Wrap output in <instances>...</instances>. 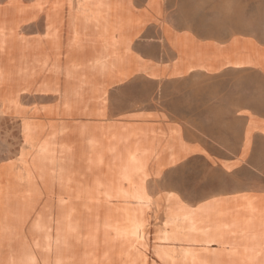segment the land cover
<instances>
[{
  "label": "rangeland",
  "instance_id": "rangeland-1",
  "mask_svg": "<svg viewBox=\"0 0 264 264\" xmlns=\"http://www.w3.org/2000/svg\"><path fill=\"white\" fill-rule=\"evenodd\" d=\"M170 4L175 20L176 0H170ZM210 4L211 11L215 7L213 0ZM239 8L259 14L264 3L242 0ZM134 21L120 23L116 32L110 21L108 33L83 39L80 46H75L78 40L73 39V32L64 30L56 55L45 56L43 81L26 86L18 97H0V115L18 118L0 117V213L13 216L12 227L2 231L1 241L23 254L19 258L17 253L6 260L3 252L9 249L0 246V264H264V194L239 199L224 197L195 209L170 203L164 212L168 218L187 225L184 233L190 230L189 236L180 241L191 242L176 246L172 257L158 247H153L150 255L147 246L135 240L134 232L148 222L150 197L143 177H148L154 169L160 170L158 164L149 165L158 138L148 123L106 116L107 87L139 67L137 61L124 54L128 34L136 26ZM60 24L63 27L66 20ZM225 35L228 34L218 36ZM176 41L183 48L191 45L185 37ZM230 52L229 47L224 51ZM193 78L218 85L215 93L202 98L194 107L175 102L174 81L155 84L135 79L140 85L137 97L119 110L156 107L175 113L207 111L213 110L207 108L211 103L228 104V96L237 94L231 86L235 77ZM67 84L71 85L69 97ZM23 92L52 100L45 103L27 98L25 102L32 107L28 110L21 100ZM112 92L113 89L110 96ZM109 132L123 142L119 140L117 147L109 148L106 139ZM18 149V155L10 159ZM59 151L61 164L57 166ZM57 169L62 171L60 175H56ZM103 179L113 184L112 195L104 192ZM65 182H73V187L87 185L88 190L83 195L63 193L61 187ZM251 186L261 183L256 181ZM85 198L91 210L84 214L85 222L80 217L78 224L79 217L75 216L80 204L77 203ZM94 203H98L95 211ZM52 209H61L60 215L52 214ZM42 211L49 213L37 222ZM70 213H73L71 225L65 222ZM23 214L21 225L25 228L19 231V236L25 240L24 247L16 246L19 234L16 218ZM108 215L110 220L115 218L113 223L107 220ZM112 224L118 230L110 228ZM110 232L115 233V243L106 239ZM253 234L263 237L259 244L245 240V236ZM238 237H241L239 249L233 254L235 245L230 241Z\"/></svg>",
  "mask_w": 264,
  "mask_h": 264
},
{
  "label": "crops",
  "instance_id": "crops-1",
  "mask_svg": "<svg viewBox=\"0 0 264 264\" xmlns=\"http://www.w3.org/2000/svg\"><path fill=\"white\" fill-rule=\"evenodd\" d=\"M31 0H0V39L6 37L19 38L29 43V35L44 32V18L30 20L28 15ZM133 13L135 28L128 34L124 54L138 62V68L117 83H113L106 90V116L108 118H121L127 121L148 123L153 129L158 141L153 147V153L149 158V165L165 169V165L175 157L177 160L187 159L190 150L198 146L207 150L211 147L213 151H219L223 146L210 142V138L203 135L200 128L196 127L193 120L208 119L213 115H222L224 118L235 122L239 129L243 130L245 137L255 144H259L264 137V111L258 107L236 108V95H230L228 104L211 103L207 108L213 110H182L173 112L169 109L162 110L156 107L130 108L126 110L114 109L110 102V90L114 89L127 80L138 79L147 83H159L166 81H180L191 74L197 76H229L231 79L245 78L249 82L258 79L260 73H264V43L250 35H196L186 29L175 25L170 0H124ZM77 8V0H73V11ZM73 39H88L93 35L103 32L104 20L94 18L88 14H76L73 12ZM46 34V32H44ZM185 37L191 45L181 47L176 39ZM158 45L163 55L156 59H142L139 49L146 44ZM229 47L230 53L225 54ZM2 44L0 43V49ZM244 54V56L242 54ZM36 94V93H35ZM37 98L45 103L52 100L51 97L39 98L33 94L23 92L22 103L31 109L25 99ZM43 104V103H42ZM227 108V111H215ZM224 112V113H222ZM222 113V114H221ZM7 119H18L13 115H0ZM19 121V120H18ZM204 143L201 144V140ZM18 151L15 158L18 155ZM227 154H231L228 150ZM223 162L221 156H217ZM152 173L148 176L151 177ZM147 193L150 197L149 207L146 211L148 222L144 228L135 233V240L141 245L147 246L151 255L152 248L163 249L167 256H173L176 246L189 245L191 242L180 241L187 239L190 230L184 233L187 225L174 219L168 218L166 213L170 203L187 205L195 209L204 204H210L224 197H246L253 194H264L262 186L252 187L244 185L238 188L219 191L201 190L203 199L190 203L183 199L177 200L170 196L167 189L154 183L146 182ZM174 206V205H173ZM214 245V243H213Z\"/></svg>",
  "mask_w": 264,
  "mask_h": 264
},
{
  "label": "snow or ice",
  "instance_id": "snow-or-ice-1",
  "mask_svg": "<svg viewBox=\"0 0 264 264\" xmlns=\"http://www.w3.org/2000/svg\"><path fill=\"white\" fill-rule=\"evenodd\" d=\"M176 0L175 25L196 35L243 34L257 38L264 43V8L259 14L247 13L239 8L242 0ZM264 3V0H262ZM142 59H156L163 55L158 45L149 43L138 50ZM198 74L174 81L176 87L173 98L178 105L195 106L199 100L215 93L218 85L193 77ZM237 93V108H259L264 111V73L258 79L249 82L245 78H234L231 84ZM140 85L135 79L127 80L119 88L113 89L111 105L120 109L127 101L137 97ZM203 135L223 147L213 151L194 147L189 158L177 160L173 157L164 170L152 171L151 177H143L148 183H154L168 190L177 200L195 203L203 199L201 190H225L244 185H253L256 181L264 188V137L259 144L251 143L234 121L222 115H213L208 119L193 120ZM204 140H201V144ZM228 150L231 154H227ZM223 158V162L217 159Z\"/></svg>",
  "mask_w": 264,
  "mask_h": 264
},
{
  "label": "bare ground",
  "instance_id": "bare-ground-1",
  "mask_svg": "<svg viewBox=\"0 0 264 264\" xmlns=\"http://www.w3.org/2000/svg\"><path fill=\"white\" fill-rule=\"evenodd\" d=\"M73 12L76 14H88L94 18L104 20L105 22L104 25L106 28L104 27L105 30L103 29L102 33H108L110 21L113 22L114 32H116L117 29H120L121 26L120 23L131 22V20L133 19V13L130 11V8L127 6V2L124 3V0H77V8L74 11H73V0H33L32 2L29 3V9H28V15L30 17L29 19L33 20L38 18L40 15H42L45 22L44 32H46V34H44L43 32L42 34L36 33L29 35L28 44L24 39L21 40L19 38L6 37L0 39V43L2 44V48L0 49V97L2 96L18 97L20 91L23 90L26 86H30L35 83L38 84L41 81H43L42 80V78H44L43 69L46 60L45 56H47V53L49 55L51 54L56 55L57 47L59 45V39L61 33L64 30L66 32H73V23L67 24V21L70 20L73 21ZM62 20H66V24L63 27H61L60 24ZM53 87H55L54 84ZM67 89L68 90L66 92V95L69 97L71 93V91H69L71 89V85L67 84ZM53 110H50L49 112H53ZM115 135H116L115 133L109 132L106 138L107 146H109V148H111V145L115 147L119 145L118 141L120 139H118V137H115ZM120 141L123 142V140ZM115 155L116 157H119L117 156V153H115ZM56 161H57V166H59L61 164L60 151L57 152ZM61 172L59 169H57L56 175H60ZM48 186H51V184L48 183ZM103 186H104V192L105 193L109 192L110 195H112L111 191L113 184H111L109 180L103 179ZM78 187L80 186L73 187V182H67V183L65 182L64 186L61 187V191L63 193L73 194L74 192V194L83 195L84 191L87 189V185L86 187H82V186L80 188ZM88 203L89 200L87 201L86 198L81 200V202L77 203L80 204L77 207L78 210H76V216H75V217L77 216L79 217L78 224H80V217L83 218L84 220L83 222H85L84 214L86 212H89V209L91 210L90 204L88 205L90 207L87 208ZM97 204L98 203H94L92 207L93 211L96 210ZM48 213L49 211L40 212L37 217V222L42 220L43 216ZM51 213L55 215L57 214L60 215L61 209H52ZM81 213L83 215H81ZM108 217L109 219L107 220L109 221V223H113L115 221L114 220L115 218H111L110 220V215H108ZM12 218H13L12 214L7 215L5 212L0 213V246L9 249L3 252V256L5 259L6 258L12 259V257L17 253H19V258L22 257L23 255L19 251L14 252L13 249L8 248L9 247L8 245L10 244H6L4 243V241H1L3 239L2 231L4 229L7 230L8 228L12 227L10 223ZM16 219L17 222H19L17 227L18 228L17 232H19L20 230H22V228H25V226L21 225L25 219L24 214L23 216L19 218L17 217ZM65 222L66 223L70 222L71 225V223L73 222V213L72 214L70 213V217L66 219ZM110 228L118 230V227L114 224H112ZM20 233L21 232H19V234L16 235L17 236L16 246L24 247L25 240H23L22 236H19ZM113 235H115V233L110 232L108 234V237L106 236V239L110 243L112 242L115 243V241L117 240ZM248 236H245L247 237L245 238V240L253 241L254 244L257 243L259 244L263 238L261 235L255 236V234L251 235L250 237ZM239 241H241V237L234 238L230 241L235 245L233 246L234 248L232 250L233 254H235L239 249L237 248V244L240 243Z\"/></svg>",
  "mask_w": 264,
  "mask_h": 264
}]
</instances>
